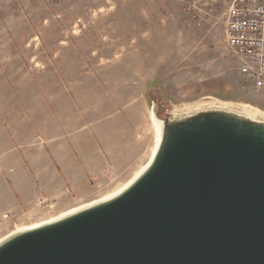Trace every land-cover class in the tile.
<instances>
[{"label":"rangeland","instance_id":"rangeland-1","mask_svg":"<svg viewBox=\"0 0 264 264\" xmlns=\"http://www.w3.org/2000/svg\"><path fill=\"white\" fill-rule=\"evenodd\" d=\"M231 1L0 0V239L131 181L152 111L264 113V80L225 40Z\"/></svg>","mask_w":264,"mask_h":264},{"label":"water","instance_id":"water-1","mask_svg":"<svg viewBox=\"0 0 264 264\" xmlns=\"http://www.w3.org/2000/svg\"><path fill=\"white\" fill-rule=\"evenodd\" d=\"M113 198L0 242V264H264V120L222 108L161 120Z\"/></svg>","mask_w":264,"mask_h":264},{"label":"built area","instance_id":"built-area-1","mask_svg":"<svg viewBox=\"0 0 264 264\" xmlns=\"http://www.w3.org/2000/svg\"><path fill=\"white\" fill-rule=\"evenodd\" d=\"M225 17L227 46L248 77L264 80V0H232Z\"/></svg>","mask_w":264,"mask_h":264},{"label":"bare ground","instance_id":"bare-ground-1","mask_svg":"<svg viewBox=\"0 0 264 264\" xmlns=\"http://www.w3.org/2000/svg\"><path fill=\"white\" fill-rule=\"evenodd\" d=\"M205 108H207V107L196 108V109H194V110L205 109ZM208 108H222V109H229L230 107H229L228 105H211V106H208ZM208 108H207V109H208ZM194 110H188L187 112L189 113V112H192V111H194ZM229 110H233V109L230 108ZM235 111H237V110H235ZM238 112H240V113H242V114H244V115H246V116H248V117H250V118L258 119V121H259V120H264V113H260L259 111H255L254 109H248V108H246V107H241V108L238 109ZM151 115H152V116H151V121H152V124H153V127H152V128H154V132H155L154 146H153L152 152H150V153H151V156H150L149 160L147 161V164H145V166H143V167L141 168V170L135 175V177H134L131 181H129V182H128L127 184H125L124 186H122V187H121L119 190H117L116 192H114V193H112V194H110V195H108V196H106V197H103V198L99 199L98 202H97V201H94V202H91V203H88V204H85V205L79 206V207L74 208V209H71V210H69V211H67V212H65V213H63V214H61V215H58V216H56V217H54V218H52V219H48L47 221H44V222H42V223L36 224V225H34V226H31V227L18 229V230H16V231H14L13 233H10V235L12 236V235H15V234H17V233H23V232H25V231H28V230H31V229H34V228L40 227V226H42V225H44V224H48V223L55 222V221H57V220H59V219H62V218L65 217V216H68L69 214H72V213L77 212V211H79V210H82V209H85V208H87V207H90L91 205H94V204H97V205H98V203L103 202V201H107V200L113 198L114 196L118 195L119 193H121V192H122V191L128 186V184H130V183H131V182H132V181H133V180H134L139 174H141V172L147 167V165L149 164V162H150V160L152 159L153 155L155 154L154 152H155L156 149H157L158 142H159L158 139H160V132H161V127H160V126L162 125V121L155 117L153 111H152V114H151ZM173 115H174V114H173ZM10 235L7 236V237H10ZM7 237H5V238H3V239H0V242L3 241L4 239H6Z\"/></svg>","mask_w":264,"mask_h":264},{"label":"crops","instance_id":"crops-1","mask_svg":"<svg viewBox=\"0 0 264 264\" xmlns=\"http://www.w3.org/2000/svg\"><path fill=\"white\" fill-rule=\"evenodd\" d=\"M55 151V150H54ZM61 161H62V163H64L65 165H64V167H62L61 169H63V170H70L71 168H70V165H69V162H70V155L69 154H67L66 156H64V157H62L61 159H60ZM50 163H51V165L48 167V169L47 170H49V171H52L51 169L53 168L54 169V161H50ZM26 170H28V168H25ZM19 176H22V177H25V171H24V168H20L19 170ZM42 176H39V178H41ZM76 177V179H79V176H75ZM46 182V180L44 181V182H42L43 184H46V185H48V186H52V189L54 188V190H57L56 188H58L57 186L55 187V186H53V183H45ZM51 192H53V190L51 191Z\"/></svg>","mask_w":264,"mask_h":264},{"label":"trees","instance_id":"trees-1","mask_svg":"<svg viewBox=\"0 0 264 264\" xmlns=\"http://www.w3.org/2000/svg\"><path fill=\"white\" fill-rule=\"evenodd\" d=\"M156 115H158V116H159V114H156Z\"/></svg>","mask_w":264,"mask_h":264}]
</instances>
